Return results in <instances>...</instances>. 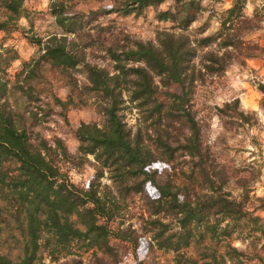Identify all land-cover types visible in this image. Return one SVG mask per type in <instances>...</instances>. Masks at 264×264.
Returning <instances> with one entry per match:
<instances>
[{
  "label": "trees",
  "instance_id": "trees-1",
  "mask_svg": "<svg viewBox=\"0 0 264 264\" xmlns=\"http://www.w3.org/2000/svg\"><path fill=\"white\" fill-rule=\"evenodd\" d=\"M80 1L84 0H50L49 13L61 33L27 37L37 55L22 62L13 82L3 77V68L17 53L7 47L0 51V62L6 63L0 74V264H45L44 254L52 264H83V255L89 252L97 264H108L106 259L119 252L111 239L136 246L142 236L131 223L123 226V210L134 195L144 201L141 228L155 248L174 252V264H264V195L251 201L245 184L240 185L239 197L223 189L227 177L209 159L189 103L195 84L206 76L224 72L235 58L241 64L264 53L259 41L247 39L263 28V7L246 15L247 0H232L219 12L212 34L202 35L201 30L190 35L187 27L179 32L170 27L157 30L155 42L134 39L130 45L109 46L105 49L112 62L109 71L84 62L74 41L68 40L67 34L74 35L80 26L71 11ZM164 1L115 0L114 11L138 17ZM24 2L0 0V32H9L20 18H27ZM190 10H201L199 0H174L169 8L156 10L155 19L175 22L181 12ZM79 64L87 89L100 102L104 124L79 122L73 132L78 141L73 154L60 137L50 142L35 129L39 117L26 103L40 99L39 90L33 97L31 81L43 67L66 74ZM154 77L163 86L177 83L182 93L170 94L165 105L159 103ZM257 88L264 95V83ZM14 91L24 99L23 106L9 101ZM124 95L144 124L135 132L124 120ZM259 104L264 109V97ZM216 112L222 120L231 117L242 124H251L254 114L241 110L238 98L216 107ZM150 138L154 149L143 143ZM179 151L191 159L190 173L182 171L192 183L190 190L169 183L158 188L157 197L143 194L152 174L150 156L171 161ZM88 155L94 159L95 173L87 187H80L59 163L79 166ZM105 174L110 183L101 182ZM221 222L225 224L220 226ZM189 247L196 250V257L188 253Z\"/></svg>",
  "mask_w": 264,
  "mask_h": 264
},
{
  "label": "rangeland",
  "instance_id": "rangeland-1",
  "mask_svg": "<svg viewBox=\"0 0 264 264\" xmlns=\"http://www.w3.org/2000/svg\"><path fill=\"white\" fill-rule=\"evenodd\" d=\"M173 1L166 0L156 7H147L139 19H136V16L116 13L115 0L80 1L71 9L80 21V26L74 35L67 34L68 40L74 41V48L83 56L84 62L111 71L112 62L105 52L107 47L130 45L134 39L155 42L157 30L170 27L175 32L187 27L185 33L190 35L199 34L201 30L204 31L202 35L212 34L218 28L219 12L228 8L232 2L199 0L201 10L198 12L193 10L181 12L175 22L156 21L155 11L169 8ZM49 3L50 0H27L24 3L27 18H20L17 26L9 32H0L1 53L4 47L11 48L17 53V58L8 62L6 67L4 65L6 63L0 62V74L3 67L6 69L4 78L15 81L14 75L22 68V62L37 55V47L28 41V36L38 35L43 38L51 33H61L60 27L49 13ZM254 7H263V28L252 32L247 39L259 41L264 46V0H247L244 10L246 15H251ZM2 14L3 9L0 7V19L3 17ZM225 54L227 59H230L229 52ZM6 55L9 57L12 52ZM238 60L236 58L231 60L224 72L206 76L204 82L196 83L189 103L200 125L201 140L208 146L209 159L218 167L221 166L223 174L227 177L223 189L239 197L242 192L240 185L245 184L252 201L253 198L264 195V109L259 104L264 95L257 88L259 82L264 83V53L241 64ZM82 68V64H79L75 70L60 74L51 71L47 66L43 67L31 81L32 87H35L32 91L33 97L39 90L40 99L26 103L27 108L36 111L39 117L35 122V129L50 142L53 137H60L73 154L77 153L78 146L73 132L79 122L104 124L100 102L96 93L87 89L86 75ZM154 81L158 85L155 97L161 104L169 102L170 94L182 93V88L177 83L163 86L158 77H154ZM54 97L63 103L56 102ZM234 98L239 99L241 110L254 111V114L250 115L251 124H242L240 120L231 117L222 120L217 114L216 107H221ZM124 99H126L122 110L124 120L135 132L138 126L143 128L144 124L139 119L137 110L128 101V96L124 95ZM9 101L11 103L17 101L22 106L24 104V99L18 91L9 95ZM144 132L142 130L143 134ZM152 142L150 138L143 143L154 149ZM149 153H152V150ZM174 155L175 158L171 161L158 154L150 156L152 163L148 166V171L152 174L144 185L143 194L157 197L158 188L169 183L182 190H190L192 183L182 171L190 173L191 159L187 155H181L180 151ZM88 159L79 166L65 162L59 164L62 170L67 172L71 182L80 187H87L95 173L94 159L91 155H88ZM101 182L110 183L106 174L101 178ZM144 207L142 196L134 195L127 210H123L125 215L123 226L131 223L132 228L137 230L136 234L142 236L136 246L129 243L121 244L119 240L111 239L112 245L118 247L119 252L106 259L108 264H138V261H142V264H174V252L155 248L149 238L150 234L141 228V211ZM224 224L225 222H221L220 226ZM112 225L115 226V223ZM233 244L241 246L238 241H234ZM187 251L193 257L198 255L191 247L187 248ZM89 253L83 255V264H97L90 259ZM42 262L52 264L46 254L43 255Z\"/></svg>",
  "mask_w": 264,
  "mask_h": 264
},
{
  "label": "crops",
  "instance_id": "crops-1",
  "mask_svg": "<svg viewBox=\"0 0 264 264\" xmlns=\"http://www.w3.org/2000/svg\"><path fill=\"white\" fill-rule=\"evenodd\" d=\"M26 1H27V0H25V2H26ZM25 2H24V3H25ZM139 17H140V16H138V17H135V18H136V19H139ZM156 21H157V20H156Z\"/></svg>",
  "mask_w": 264,
  "mask_h": 264
}]
</instances>
